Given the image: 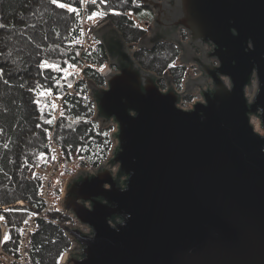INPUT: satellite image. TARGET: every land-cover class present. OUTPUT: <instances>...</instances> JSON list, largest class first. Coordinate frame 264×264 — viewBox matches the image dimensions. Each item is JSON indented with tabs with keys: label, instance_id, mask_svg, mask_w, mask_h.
I'll return each instance as SVG.
<instances>
[{
	"label": "water",
	"instance_id": "obj_1",
	"mask_svg": "<svg viewBox=\"0 0 264 264\" xmlns=\"http://www.w3.org/2000/svg\"><path fill=\"white\" fill-rule=\"evenodd\" d=\"M135 1L154 18L134 49L111 22L93 33L116 69L87 82L93 120L118 144L67 183L92 233L59 225L82 246L66 264H264V0ZM158 43L181 88L135 60Z\"/></svg>",
	"mask_w": 264,
	"mask_h": 264
},
{
	"label": "trees",
	"instance_id": "obj_2",
	"mask_svg": "<svg viewBox=\"0 0 264 264\" xmlns=\"http://www.w3.org/2000/svg\"><path fill=\"white\" fill-rule=\"evenodd\" d=\"M97 9L106 11L99 24L113 23L127 44L133 46L145 36L123 14L132 11L137 21L148 23L144 8L133 0H0V206L8 207L0 217L8 223V251L15 249L21 225L42 207L38 168L52 161L48 135L53 132L60 147L62 175L75 171L65 166L70 154L77 152L98 163L110 149L109 131L99 130L92 119L94 104L87 83H74L80 62L101 65L107 61L98 42L92 52H82V20ZM110 10L122 14L109 15ZM90 28L94 33L95 26ZM178 56L175 45L158 43L151 50L137 51L134 58L145 70L169 73L173 84L181 88L187 67L178 64ZM84 71L97 85L103 84L94 69ZM71 87L75 94H68ZM55 98L62 100L58 117ZM30 169H34L32 179H28ZM19 202L23 205L13 206ZM70 245L58 225L38 220L30 240L29 264H59Z\"/></svg>",
	"mask_w": 264,
	"mask_h": 264
},
{
	"label": "built area",
	"instance_id": "obj_3",
	"mask_svg": "<svg viewBox=\"0 0 264 264\" xmlns=\"http://www.w3.org/2000/svg\"><path fill=\"white\" fill-rule=\"evenodd\" d=\"M111 15H121V12H116L114 10H110ZM125 17L132 20L135 24V26L141 30H143L145 33L149 32L150 25L144 24L142 22H139L136 20L134 14L132 11H126L123 13ZM104 23V22H103ZM101 23V24H103ZM100 24V25H101ZM92 25L91 19L83 18L82 20V52H92L93 50V35L89 32L88 28ZM136 45V44H135ZM132 48L134 49L135 46L133 45ZM92 68L94 69L103 79H106L104 75L107 73H115L116 69L111 68V66H104L107 71L103 73V71H98L100 65L98 64H92L90 62H80L77 65V72L78 75L76 77L75 83L77 82H88L87 76L85 74L86 68ZM112 70H111V69ZM104 69V70H105ZM114 70V71H113ZM106 84V82H105ZM68 94H75V90L73 87L69 88ZM54 102L57 105V112L55 117H58L59 113V107L62 105V100L59 98H55ZM95 111V106H94ZM112 124V123H111ZM110 127V126H109ZM108 127V128H109ZM113 129L109 131L108 138L111 142V147L108 151V154L105 159L100 160L98 163H94L92 161H89L84 156L79 155L77 152H74L70 154L69 158L64 161H66L67 167L71 164H74L76 162H82V164L78 165L79 167H82L83 170L88 171L89 173H93L97 170L98 167H100L101 164L108 161L114 152V148L116 146V141L113 139V133L116 131L115 124L111 125V128ZM53 132H51L48 135L49 138V148L51 150L52 154V161L48 163H43L40 168L39 172L42 174V183L40 187L39 192V199L42 204V207L40 210L35 211L30 218H28L22 225L20 229V234L18 237V241L16 244V247L12 251H8L5 246L8 244L10 239L7 242H3V236L5 234L9 235L8 232V223L5 217H0V264H29L30 262V240L31 236L36 230L37 227V221L38 220H46L54 225H65L69 228H76L79 229L82 233L90 235L92 231L84 225H81L73 218V215H67L64 213L63 207H62V201L65 194V187L66 185H61V180L58 184L54 185V181L57 179V177L60 175L59 169L62 167L63 158L61 156V152L59 151V147L56 144V141H54V136L52 135ZM34 169H31L29 172V179H32V173ZM55 191L58 195V199L55 201L52 199V192ZM60 197V199H59ZM59 200V201H58ZM71 244H73L62 256L61 260L59 261V264H63L65 255L69 254L70 251H74L77 247L74 243V241L70 240ZM76 247V248H75ZM75 248V249H74Z\"/></svg>",
	"mask_w": 264,
	"mask_h": 264
},
{
	"label": "rangeland",
	"instance_id": "obj_4",
	"mask_svg": "<svg viewBox=\"0 0 264 264\" xmlns=\"http://www.w3.org/2000/svg\"><path fill=\"white\" fill-rule=\"evenodd\" d=\"M117 1H119V0H117ZM133 1H135V0H133ZM159 1H162V0H159ZM136 3H138L137 1H135ZM139 4V3H138ZM96 11H98V13H102L103 15L104 14H106L105 12V10L104 9H97ZM114 11H116V12H120V11H118V10H114ZM108 14L109 15H111L110 14V11L108 12ZM144 14L145 15H147V22H149L150 24L153 22V19H151V15H153V13L150 11V10H147V9H144ZM100 18V15L99 16H96L94 19H91V21H92V25L91 26H95V28H97V27H99V26H101V25H104V24H106V23H110V21H106V22H104L103 24H99L100 22L98 21V19ZM152 20V21H151ZM57 21H58V23H60L61 22V19H57ZM113 24V23H112ZM90 26V27H91ZM88 28V30L89 29H91V28ZM94 31H95V29H94ZM149 31H150V28H149ZM91 33V32H90ZM93 34V33H92ZM148 34H149V32H147L146 34H145V36L143 37V38H145L146 36H148ZM142 38V39H143ZM98 41L97 40H95L94 38H93V43H92V45H94V43H97ZM139 43V42H138ZM137 43V44H138ZM136 44V45H137ZM129 45V44H128ZM136 45H134L135 47H136ZM129 46H131V45H129ZM132 47V46H131ZM107 60V59H106ZM104 66H109L110 67V65H109V63L106 61L105 63H103V64H101L100 65V67H102V68H99L98 69V71L100 72V71H103V73H105L106 71H107V69H105V67ZM111 68H112V66H111ZM110 68V69H111ZM76 69H77V67H76ZM105 69V70H104ZM112 70V69H111ZM97 71V70H96ZM114 71V70H113ZM100 75V74H99ZM101 77V76H100ZM102 78V77H101ZM88 80H91V79H89V78H87ZM103 79V78H102ZM75 80H76V78L74 79V83H75ZM105 82H106V79H103V84L102 85H100V87H102V88H106V84H105ZM94 118V114H93V117H92V119ZM94 121V120H93ZM97 125H98V127H99V122H95ZM112 123V122H111ZM112 124H114V123H112ZM112 124H109L108 125V127H106L105 129H107V130H112L113 129V127L111 128V125ZM115 129H116V125H115ZM116 132V131H115ZM53 135V134H52ZM54 138V137H53ZM54 141H55V139H54ZM57 144V143H56ZM117 144H118V142H116V146H117ZM57 146L59 147V145L57 144ZM116 146H115V148H116ZM111 147V146H110ZM115 148H114V150H115ZM59 151H61L60 150V147H59ZM111 158H113V155H112V157ZM110 158V159H111ZM110 159L108 160V161H110ZM107 161V162H108ZM80 164H82V162H76V163H74V164H71L70 166H68L67 167V164L65 165L66 166V169H69V168H72V169H75V171H74V173H68V172H65V174L64 175H62V171H63V169H62V167L59 169V172H60V175L57 177V179L54 181V185H56V183L58 184L61 180H63V182H61V185H66V187H67V183H68V181L70 180V179H72V178H74L75 176H76V172H78V171H86V170H83L82 169V167H79L78 165H80ZM78 166V167H77ZM76 167H77V169H76ZM40 168V167H39ZM39 168H38V171H39ZM99 168V167H98ZM97 168V169H98ZM31 170V169H30ZM30 172V171H29ZM88 172V171H87ZM95 172V171H94ZM93 172V173H94ZM89 173V172H88ZM93 173H89V174H93ZM75 174V175H74ZM28 176H29V174H28ZM29 179V178H28ZM66 187H65V190H66ZM52 199L53 200H57L58 199V195L56 194V192L55 191H53L52 192ZM59 199H60V197H59ZM59 201V200H58ZM14 206V205H13ZM5 207H7V206H5ZM65 213V212H64ZM66 215H67V217L69 216V215H72V214H69V213H65ZM73 218L76 220V221H78L74 216H73ZM78 223H79V221H78ZM80 224V223H79ZM59 226V225H58ZM92 231V230H91ZM66 235V234H65ZM68 238V237H67ZM69 239V241L70 240H72V239H70V238H68ZM73 241V240H72ZM70 243H71V241H70ZM75 243V242H74ZM73 244H71V246H72ZM75 245H76V247L77 248H82V246H80V245H78L77 243H75ZM70 246V247H71ZM73 252V251H72Z\"/></svg>",
	"mask_w": 264,
	"mask_h": 264
},
{
	"label": "snow or ice",
	"instance_id": "obj_5",
	"mask_svg": "<svg viewBox=\"0 0 264 264\" xmlns=\"http://www.w3.org/2000/svg\"><path fill=\"white\" fill-rule=\"evenodd\" d=\"M57 2V0H52V3H56ZM96 2V0H92V3H95ZM107 2V0H101V3H106ZM59 7H67V5H65V4H59L58 5ZM70 11H75V9H69ZM99 15H102V13H98V12H93L92 13V15L91 16H89V19H93V18H95L96 16H99ZM47 65V62H44V65H42V66H46ZM73 67H75V65H73ZM10 239V236H8L7 234H5L4 236H3V242H7L8 240Z\"/></svg>",
	"mask_w": 264,
	"mask_h": 264
},
{
	"label": "bare ground",
	"instance_id": "obj_6",
	"mask_svg": "<svg viewBox=\"0 0 264 264\" xmlns=\"http://www.w3.org/2000/svg\"><path fill=\"white\" fill-rule=\"evenodd\" d=\"M69 182H70V181H69ZM65 192H66V191H65ZM64 196H65V194H64ZM56 226H57V225H56ZM8 232H9V231H8ZM75 248H76V247H75ZM75 248H74V249H75ZM69 254H70V253H69ZM69 258H70V256L68 257V259H69ZM63 260H64L63 264H66V263H67L66 255H65V257H64Z\"/></svg>",
	"mask_w": 264,
	"mask_h": 264
},
{
	"label": "flooded vegetation",
	"instance_id": "obj_7",
	"mask_svg": "<svg viewBox=\"0 0 264 264\" xmlns=\"http://www.w3.org/2000/svg\"><path fill=\"white\" fill-rule=\"evenodd\" d=\"M145 24H149L150 25V28H151V24L148 22V23H145ZM181 34V33H180Z\"/></svg>",
	"mask_w": 264,
	"mask_h": 264
}]
</instances>
